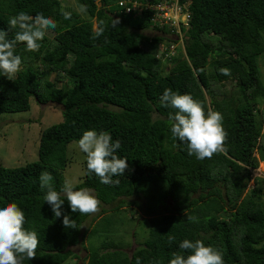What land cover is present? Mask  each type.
I'll return each mask as SVG.
<instances>
[{"label": "trees", "instance_id": "obj_1", "mask_svg": "<svg viewBox=\"0 0 264 264\" xmlns=\"http://www.w3.org/2000/svg\"><path fill=\"white\" fill-rule=\"evenodd\" d=\"M118 1L76 0L86 6L87 19L82 20L60 0H0V30H8L9 19L20 11L57 22L39 51L28 52L18 43L15 54L22 64L14 79L0 75V115L28 112L30 98L61 107L62 121L40 134L37 161L0 166V205L16 203L25 213V229L35 230L40 241L36 257L24 264H64L74 257L70 248L87 238L86 264H136L137 257L141 264H168L173 252L189 254L179 249L184 239L218 249L225 264H264V187L258 186L264 179L252 178L264 161L257 121L264 85L256 64L264 53V0H180L189 4L191 14L185 53L166 63L154 54L160 39L141 34L151 28L152 12L126 13ZM65 11L71 19H64ZM111 19L120 23L110 27ZM99 21L105 22V31L95 37ZM14 35L15 30L9 31V39ZM221 68H229L231 75L221 74ZM227 82L231 89L218 94L217 87ZM166 88L190 94L206 112L211 108L223 115L226 153L203 160L188 155L186 144L170 130L168 115L176 110L160 103ZM87 130L107 131L113 141L120 140L116 154L127 159L128 169L112 177L118 183L106 185L94 173L86 174L85 160L75 189L90 188L101 206L116 205L95 216L81 215L72 213L65 199L62 212L78 226L66 228L63 215L55 217L44 202L39 177L50 172L59 191L67 146ZM142 201L147 236L129 254L115 244L116 232L98 225L109 212H135L130 207L141 208ZM90 217L92 226L83 231L80 226ZM169 235L176 237L171 244ZM95 236L104 239L92 243Z\"/></svg>", "mask_w": 264, "mask_h": 264}, {"label": "clouds", "instance_id": "obj_2", "mask_svg": "<svg viewBox=\"0 0 264 264\" xmlns=\"http://www.w3.org/2000/svg\"><path fill=\"white\" fill-rule=\"evenodd\" d=\"M136 1L154 3L157 0L151 2ZM180 3L185 4L186 2L180 1ZM186 4L191 20L189 4ZM79 11L85 12L86 6L80 5ZM62 15L64 19H71V13L68 11L63 12ZM151 17L149 19L151 28L147 32L153 35L149 38L157 37L160 39L158 42L160 43L166 40L165 37L169 35V31L165 28H157L151 22ZM119 23V19H111L110 27L115 28ZM56 28L57 22L42 13L32 16L20 11L11 17L9 29L0 30V75L12 80L20 71L22 58L15 54L18 43H23L28 52H37L41 48L40 42L44 39L47 31ZM11 30H15V35L14 38L9 39V31ZM104 31L105 22L99 21L95 30V37L101 36ZM186 31L182 30L184 34L183 45L186 39ZM155 45L154 54L156 53ZM220 72L225 76L231 75L229 68H221ZM160 103L165 108L176 110L168 115L170 130L174 138L186 144L188 155H195L197 159L203 160L205 158L210 159L215 154L227 152L228 149L225 145L228 134L223 127V115L219 111L209 108L206 112L201 101L195 100L190 94H179L171 88L164 89ZM77 143L81 152L86 154V174L94 173L99 177L102 184L118 183L112 177L123 175L128 169L127 159L116 154L117 150L121 148L120 140L113 141L112 136L107 131L97 133L95 130H87ZM53 181L54 177L48 171H43L39 177L41 189L46 190L43 197L44 202L50 205L55 217L59 218L63 215L64 227L78 228L76 221L62 212L65 199L72 213L91 215L100 210L101 202L93 194L92 189L79 188L76 190L72 180H65L61 189L57 191ZM188 219L194 221L196 218L188 217ZM24 225L25 213L16 203L9 202L0 205V264H24L26 259L30 260L36 257V250L40 244L38 234L35 230H26ZM175 239L174 235H169V244ZM179 249L188 251L189 254L185 256L182 252H173L168 264H225L223 254L211 245L206 246L201 240L193 242L184 239L179 243ZM136 264H141L140 257L136 258Z\"/></svg>", "mask_w": 264, "mask_h": 264}, {"label": "rangeland", "instance_id": "obj_3", "mask_svg": "<svg viewBox=\"0 0 264 264\" xmlns=\"http://www.w3.org/2000/svg\"><path fill=\"white\" fill-rule=\"evenodd\" d=\"M61 4L74 11L82 20L87 19L86 13L79 11V5L76 0H60ZM95 28V25H94ZM145 37H150L153 34L149 32H141ZM51 34L48 35V37ZM53 35H51L52 37ZM260 40L264 46V31L260 34ZM258 80L264 85V53L256 58ZM209 71V70H208ZM54 75H50V80H54ZM65 82L58 83L57 86H63ZM232 87L231 82H227L222 87H217V92L223 95ZM259 114L257 121L261 123L263 138L260 144L264 147V100L259 101ZM61 107L54 104L38 105L34 98H30V110L24 113L2 114L0 115V166L5 168H17L24 166L27 163H32L38 159L39 138L42 130L50 127L53 124L62 121L60 111ZM155 118V115H154ZM67 166L63 172L65 180H72L74 185L79 184L83 178V163L86 160V154L81 152L76 142L68 144L66 149ZM264 161L259 163L255 176L264 179ZM252 185V183H250ZM263 185L259 181L258 186ZM253 186V185H252ZM94 194V193H93ZM128 202L138 201L136 198L126 199ZM172 202L167 200V205L170 206ZM101 206L100 209L109 210L110 207L115 206ZM141 208L130 207L134 211H123L118 213L109 212L107 216L99 223L98 228L101 230H108L116 232L115 244L121 246L125 252L131 253L147 236V227L143 225L145 219L144 202H141ZM128 207V206H127ZM126 208V207H125ZM128 209V208H126ZM123 209V210H126ZM100 213V210L93 214L95 216ZM91 216V217H92ZM91 217L84 223L83 231L91 228ZM146 228H145V227ZM100 230V231H101ZM118 232V233H117ZM135 234V238L133 235ZM88 235V234H87ZM104 237H93L91 242L98 243ZM88 240V238H87ZM85 241L83 245L71 247L74 257L64 264H86L87 254L85 248L89 247L90 243Z\"/></svg>", "mask_w": 264, "mask_h": 264}, {"label": "built area", "instance_id": "obj_4", "mask_svg": "<svg viewBox=\"0 0 264 264\" xmlns=\"http://www.w3.org/2000/svg\"><path fill=\"white\" fill-rule=\"evenodd\" d=\"M119 7L123 8L126 13L135 12L139 14L143 10L152 12L151 22L159 29L165 28L169 31L166 40L155 45V56L162 62H168L178 52L184 53L183 31L189 28L190 15L187 12V4H181L179 0H157L154 3H144L136 0H121L118 2ZM259 170H254V173ZM254 185L253 181H251ZM249 187H253L250 185Z\"/></svg>", "mask_w": 264, "mask_h": 264}, {"label": "water", "instance_id": "obj_5", "mask_svg": "<svg viewBox=\"0 0 264 264\" xmlns=\"http://www.w3.org/2000/svg\"><path fill=\"white\" fill-rule=\"evenodd\" d=\"M147 2H151V1H154V0H146Z\"/></svg>", "mask_w": 264, "mask_h": 264}]
</instances>
